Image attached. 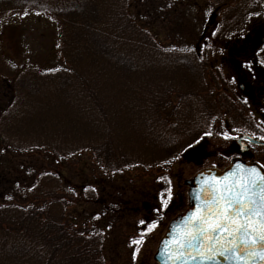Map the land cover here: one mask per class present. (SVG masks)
I'll list each match as a JSON object with an SVG mask.
<instances>
[{
  "label": "trees",
  "instance_id": "obj_1",
  "mask_svg": "<svg viewBox=\"0 0 264 264\" xmlns=\"http://www.w3.org/2000/svg\"><path fill=\"white\" fill-rule=\"evenodd\" d=\"M140 5L0 0V14L55 19L64 60L52 70L18 68L0 46V264H115L121 241L111 246L106 237L132 203L131 173L170 168L223 114L200 51L186 48L183 36L164 48L138 30ZM229 29L231 22L214 42L229 43ZM153 218L148 210L135 228L140 236Z\"/></svg>",
  "mask_w": 264,
  "mask_h": 264
},
{
  "label": "rangeland",
  "instance_id": "obj_2",
  "mask_svg": "<svg viewBox=\"0 0 264 264\" xmlns=\"http://www.w3.org/2000/svg\"><path fill=\"white\" fill-rule=\"evenodd\" d=\"M243 1L229 2L219 7L217 0H148L147 2L142 0L139 12L136 8L133 9L137 10V13H134L136 14L135 19L132 16L131 18L134 21H139V24L136 22L137 25H135L138 30L141 29L147 34L158 37L160 46L178 42L179 37L183 36L186 39L184 46L197 50V44H214V36L217 35L219 26H221L220 33H223L221 29H225L224 27L228 26L230 22L233 26L241 9L247 11L245 14L251 12L249 16L251 22L264 19L263 15L253 13L264 12L263 3L255 0ZM253 5H256V8ZM216 8L218 10L215 12ZM213 13L214 18H211ZM210 22L214 25L207 32L206 28ZM262 25L264 26V20ZM60 31L61 28L55 19L32 10L0 14V46L5 57L10 59L14 65L16 64L18 68L32 67L39 70H52L64 66V60L59 52L61 47ZM262 34L264 35V33ZM235 37V32L231 31L225 40L231 41ZM201 51L205 52L203 46ZM148 58L142 56L141 61L151 62L157 66L153 57ZM206 61L210 64L212 58L205 59ZM218 66L220 68V65ZM230 75L232 74L220 78L216 74L217 77L213 76V79L208 77V81H212L209 87L215 89V95H220L224 99V102L221 100L218 106L222 108V115H226V118L217 112L213 129L209 134L201 137L197 144L190 148L184 156L178 158L170 168L150 174L131 173L134 178L130 179L131 184L128 189L132 195L127 194L125 197L132 198V203L128 204L125 213L122 212L115 223V228L119 230H114L109 237H106L108 245L111 246L115 245L117 239L121 241L118 247L119 251L110 256L113 260L115 259V264H155L153 255L166 226L186 207L187 188L184 182L199 170L205 168L223 169L234 158L253 162L264 170L263 147H249L252 157H248V154L241 157L238 154L236 147L238 137L252 135L255 138H261L264 137V132L243 130L246 129L247 118L235 113L242 106L231 105V109H227L225 100H232L231 94L238 95L235 82H233L236 80ZM99 84L103 87L107 85L104 80L99 81ZM68 168L72 169L73 165L68 164L65 167L64 175L66 177L72 174ZM77 180L76 176L71 179L73 183ZM70 202L73 206L75 205L73 199ZM131 208L136 211L130 210ZM148 210L153 214V222L149 224L147 234L140 236L139 228L137 230L135 228L140 226ZM66 211H70L69 207L66 208ZM153 224L155 226L151 227ZM131 234L140 239L136 241L138 243H132L134 240L131 241L133 239ZM115 236L116 238H114Z\"/></svg>",
  "mask_w": 264,
  "mask_h": 264
},
{
  "label": "water",
  "instance_id": "obj_3",
  "mask_svg": "<svg viewBox=\"0 0 264 264\" xmlns=\"http://www.w3.org/2000/svg\"><path fill=\"white\" fill-rule=\"evenodd\" d=\"M251 145H259L258 141L245 137ZM239 145V153L241 155L247 153L248 147L243 142V138L237 140ZM256 169V173L251 175V179L260 181L264 171L253 163H247L241 159H233L229 165L223 169L207 168L195 173L191 178L184 182L187 188V205L185 210L172 219L165 230V233L157 243L153 261L155 264H264V249L257 244H251L245 247L240 242V236L228 237L226 233H220L221 239L224 241L223 246H217L216 251H209L210 242L204 241V246L196 247L179 245L182 238V228L185 218L196 211L198 208H205L211 203L213 191L216 195L220 194V190L230 187L233 182L237 185L241 183V178L247 179L250 170ZM260 189H256V199L259 201ZM207 202V203H206ZM258 215L252 216L247 223L250 224L249 230L256 229L254 235H259ZM233 239L235 243H232ZM227 248L228 251L223 255L217 254ZM199 249V251L197 250ZM254 253V254H250Z\"/></svg>",
  "mask_w": 264,
  "mask_h": 264
},
{
  "label": "flooded vegetation",
  "instance_id": "obj_4",
  "mask_svg": "<svg viewBox=\"0 0 264 264\" xmlns=\"http://www.w3.org/2000/svg\"><path fill=\"white\" fill-rule=\"evenodd\" d=\"M255 1L264 4V0ZM242 2L244 1L242 0ZM253 7L256 8V5H253ZM246 12L241 9L233 25L234 29L227 31L242 33L241 38L237 36L233 43L197 44L196 49L200 51L207 74L209 72L214 77H217V74L220 78L232 74L230 75L231 78L236 80L233 82H235L238 95L231 94L233 99L230 101L234 107L237 104L242 106L235 113L247 118L246 129L243 130L264 132V35L262 34L264 33V26L262 25L264 19L251 22L249 20L251 12L245 14ZM253 13L256 15L261 14L264 17V12ZM212 26L209 25L206 28L207 32L213 28ZM219 29H217V33H220ZM221 30L222 32L226 31V29ZM202 46L205 52H201ZM209 58H212L210 64L207 61L205 62V59L209 60ZM218 65H220V68ZM252 138L255 137L252 136ZM255 139L264 144V137H256ZM239 150V145H237V151ZM248 154L252 157L250 151Z\"/></svg>",
  "mask_w": 264,
  "mask_h": 264
},
{
  "label": "snow or ice",
  "instance_id": "obj_5",
  "mask_svg": "<svg viewBox=\"0 0 264 264\" xmlns=\"http://www.w3.org/2000/svg\"><path fill=\"white\" fill-rule=\"evenodd\" d=\"M255 173L256 169H251L249 178H241L240 184L233 182L230 187L222 188L219 195L213 191L211 203L207 207L198 208L189 214L183 223L180 247H196L197 244L203 247L207 240L211 244L209 251H216L217 246L222 247L224 243L219 234L226 233L228 237L239 234L240 242L246 248L251 243L264 249V174L260 181H255L250 178ZM257 188L260 189L259 201L256 199ZM254 215L259 217L258 236L254 235L256 229L250 231V224L246 222ZM232 243H235L234 239ZM226 251L228 249L223 248L217 254L223 255Z\"/></svg>",
  "mask_w": 264,
  "mask_h": 264
}]
</instances>
